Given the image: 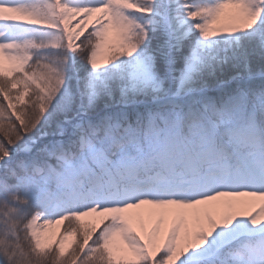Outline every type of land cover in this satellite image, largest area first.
<instances>
[{
    "label": "snow or ice",
    "instance_id": "obj_1",
    "mask_svg": "<svg viewBox=\"0 0 264 264\" xmlns=\"http://www.w3.org/2000/svg\"><path fill=\"white\" fill-rule=\"evenodd\" d=\"M0 264H264V0H0Z\"/></svg>",
    "mask_w": 264,
    "mask_h": 264
}]
</instances>
